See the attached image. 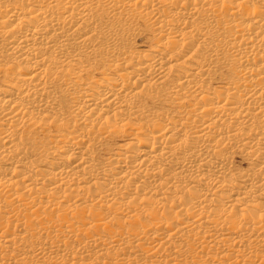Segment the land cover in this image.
I'll return each instance as SVG.
<instances>
[{"label":"bare ground","instance_id":"obj_1","mask_svg":"<svg viewBox=\"0 0 264 264\" xmlns=\"http://www.w3.org/2000/svg\"><path fill=\"white\" fill-rule=\"evenodd\" d=\"M0 264H264V0H0Z\"/></svg>","mask_w":264,"mask_h":264},{"label":"rangeland","instance_id":"obj_2","mask_svg":"<svg viewBox=\"0 0 264 264\" xmlns=\"http://www.w3.org/2000/svg\"><path fill=\"white\" fill-rule=\"evenodd\" d=\"M256 6H258V4H255ZM112 27H114L113 25H111ZM136 34H139L137 36V38L134 41H131L130 45H129V50L131 52H145L149 46L147 44V40L148 39H152V33L150 32L149 29H147L144 25H141L139 28H137ZM93 73L89 74V76L92 77ZM94 77V76H93ZM118 143L117 141H109L108 145L112 144H116ZM104 152V151H101ZM241 158L240 157H236L233 159L232 165L235 167H241V168H245V165L242 164L241 162Z\"/></svg>","mask_w":264,"mask_h":264}]
</instances>
